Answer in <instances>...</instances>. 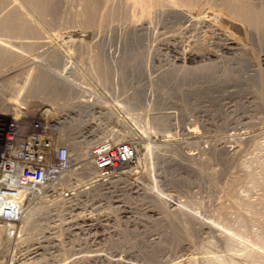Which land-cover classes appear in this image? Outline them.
Instances as JSON below:
<instances>
[{
	"label": "rangeland",
	"instance_id": "1",
	"mask_svg": "<svg viewBox=\"0 0 264 264\" xmlns=\"http://www.w3.org/2000/svg\"><path fill=\"white\" fill-rule=\"evenodd\" d=\"M82 1L61 2L56 27L51 29L52 40L49 38V42L43 44L45 46L41 43L38 49L32 50L34 53L31 51L33 55L30 52L20 61L0 65V78L25 83L21 85L17 103L2 97L7 105L16 104L20 108L17 116L4 117H24L32 122L44 118L53 130L58 128L53 125L56 122L64 119L70 122L80 117L78 122L75 121L78 125L71 126L72 132L87 133L84 136H88L93 131L96 135L94 142H131L137 151L138 169L129 176L135 182H116L108 190L85 192L79 199L83 205L77 206L78 210L73 214L76 217L71 221L80 223L83 219L81 212L92 214L96 224L91 234H95L98 244L91 249L97 253L71 256L66 248L55 246L57 242L44 241L42 256L36 257L34 264H192L194 261L199 264L203 249L229 259L232 256L236 264H247L246 261L242 263L241 256H236L240 253L239 245L233 247H238V252L235 254L236 249H231V254L224 249L222 242L217 241L219 234L236 235L239 231L237 227L223 224L222 216L217 212L219 209L223 211L221 208L230 203L231 218L237 213L247 215L244 210L250 207L244 205L242 199L254 202L260 193L244 173L252 171L259 160L264 163V33L251 28L247 30L223 12L220 0H212L213 3L209 0L211 4L208 0H199L193 6L172 7L169 14L166 13L170 11L168 9L161 10L160 14L154 9H135L136 15L130 19L138 22L117 31L104 27L103 7L97 14L95 27L87 29L90 26L84 24ZM250 1L255 4L264 2ZM142 11L147 13L142 15ZM77 34L78 38H72L76 43L68 41L69 36ZM97 56L112 68L113 74L107 75L105 81L113 84L97 87L99 91L94 90L91 96L82 92L79 86L96 88L95 84L92 85L91 74ZM30 68L49 72L59 80L57 82L70 86L71 92L57 97L40 93L24 96L22 91L28 82ZM87 99L92 102L87 107L82 103L84 107L79 110L77 105ZM93 139L85 145L86 148ZM165 140H171L170 144L162 143ZM254 142L255 147L258 145L257 151L253 149ZM260 176L264 181L263 172ZM86 180L80 179L79 183ZM230 181L238 186L232 187ZM43 205L47 207L42 216L43 225L36 232H22L21 222L7 228V232L5 229V234L0 236L1 263L10 260L14 253L29 255L32 245L37 242L34 239L47 237L49 228L54 226L48 221L49 216L60 220L65 215L61 205L52 208ZM252 209L248 212L254 214L256 209ZM27 211L25 209L24 214ZM221 211L219 214L222 215ZM123 212L125 217L121 219ZM172 221L178 226L172 223L178 228V237L181 235L182 240L171 241ZM55 224L59 227L53 232L58 234L67 222ZM252 226V230L258 228ZM238 233L237 236L251 240L247 232V236L244 232ZM211 239L217 248L212 245L207 248ZM243 239H239L241 244L245 242Z\"/></svg>",
	"mask_w": 264,
	"mask_h": 264
},
{
	"label": "bare ground",
	"instance_id": "2",
	"mask_svg": "<svg viewBox=\"0 0 264 264\" xmlns=\"http://www.w3.org/2000/svg\"><path fill=\"white\" fill-rule=\"evenodd\" d=\"M78 1V0H77ZM206 1V0H205ZM221 1V8L223 10V12H225L226 14H228L229 16H231L232 18L236 19L237 21H239L242 26L248 28L247 30L254 29L260 33H264V2L261 4H255L250 0H220ZM219 1V2H220ZM264 1V0H262ZM61 2H63V0H0V65L2 64H8L12 61L15 60H19L20 59H24L26 56L25 54L30 53L33 49H35V47H39V45L42 43V45L44 43L47 44V42H49L48 40H50L52 38L51 36V29H53L54 27H56L57 24V18H58V14L60 9V5ZM69 2V1H68ZM209 2V0H208ZM217 2V1H216ZM260 2V1H259ZM106 3V5H105ZM199 3V0H83L82 1V6H83V10H82V15L84 16V24L86 23L88 26H90V28L87 29H91L93 28L92 26H94V24L96 23L97 19V14L98 12L101 13V9L104 7V15H103V21L105 22L106 28L108 29H112V30H118L123 28L125 25H132L138 21H136V19H130L131 16L135 17L136 15V10L138 11L139 9L142 10H148V9H154L156 10V13L158 11V13L161 10H167L169 12L166 13H171L172 7H181L182 5L185 7V5H192V4H196ZM202 3V2H201ZM210 3V2H209ZM211 3L212 0H211ZM210 3V4H211ZM71 4V3H70ZM207 4V3H206ZM63 5V4H62ZM105 5V6H104ZM186 5V7H187ZM214 5V4H213ZM72 6V4H71ZM135 6V7H134ZM188 6V7H190ZM193 6V5H192ZM63 7V6H62ZM136 9V10H135ZM68 10V9H67ZM175 10V9H174ZM140 11V10H139ZM150 11V10H149ZM178 11V10H177ZM68 12V11H67ZM162 12V11H161ZM63 13V12H62ZM103 13V12H102ZM143 13V11L141 12V14ZM147 13V11H146ZM143 13V14H146ZM152 13V12H151ZM157 13V14H158ZM181 13V12H180ZM178 13V14H180ZM66 14V13H65ZM142 14V15H143ZM149 14V13H148ZM160 14V13H159ZM177 14V15H178ZM68 15V14H67ZM102 15V14H101ZM174 15V14H173ZM176 15V14H175ZM182 15L184 16V13H182ZM158 16V15H157ZM166 16V15H165ZM181 16V15H180ZM140 17V16H139ZM144 17V16H143ZM168 17V16H167ZM83 18V17H82ZM99 18V17H98ZM101 18V17H100ZM146 18V17H145ZM188 18V17H187ZM142 19V17H141ZM81 20V19H79ZM138 20V19H137ZM59 22V21H58ZM77 22V21H76ZM83 22V21H82ZM80 21V23L82 25H84ZM101 22V21H100ZM238 22V23H239ZM60 23V22H59ZM140 23V22H139ZM143 23V22H142ZM60 25V24H59ZM72 25V24H71ZM74 25V24H73ZM97 25V24H96ZM150 25V24H149ZM103 26V25H102ZM137 26V25H135ZM147 26V25H146ZM68 27V26H67ZM77 27V25H76ZM81 27V26H80ZM95 27V26H94ZM100 27V26H99ZM155 27V26H154ZM103 28V27H102ZM126 28V27H125ZM139 28V27H138ZM148 28V26H147ZM57 29V28H56ZM61 29V28H60ZM69 29V28H68ZM67 29V30H68ZM71 29V28H70ZM130 29V28H129ZM124 30V29H123ZM136 30V29H135ZM59 31V30H58ZM75 31V30H74ZM152 31V29H151ZM55 31H53L54 33ZM109 32V31H108ZM129 32V31H127ZM136 32V31H135ZM134 32V33H135ZM140 32V31H139ZM133 33V32H132ZM110 34V33H109ZM116 34H118V32H116ZM140 34V33H138ZM256 34V33H255ZM130 35V33L128 34ZM141 35V34H140ZM132 36V35H130ZM135 36V35H134ZM137 36V35H136ZM258 36V35H257ZM256 36V37H257ZM74 37H79V35H75V36H69L68 41L70 40V42H72L73 40L75 41V43L77 42L75 39H72ZM89 37V36H88ZM50 38V39H49ZM137 38V37H136ZM94 39V38H93ZM52 40V39H51ZM82 40V39H81ZM231 40V39H230ZM61 41V40H60ZM80 41V40H78ZM259 41V40H258ZM54 42V41H53ZM98 42V41H97ZM225 42V41H224ZM263 42V41H262ZM56 43V42H55ZM69 44V43H68ZM227 44V43H226ZM18 45V46H17ZM228 45V44H227ZM45 46V45H43ZM79 46V45H78ZM83 46V45H82ZM229 46V45H228ZM37 47V49H38ZM72 47V46H71ZM43 48V47H41ZM236 48V47H235ZM243 48V47H242ZM93 49V48H92ZM228 49V47H227ZM231 49V48H230ZM234 49V48H233ZM36 50V49H35ZM33 50V51H35ZM40 50V49H39ZM63 50V49H62ZM102 50V49H101ZM238 50V49H237ZM32 51V52H33ZM73 51V50H72ZM223 51V50H222ZM31 52V54H32ZM78 52V51H77ZM83 52V51H82ZM105 52V51H104ZM34 53V52H33ZM235 53V52H234ZM240 53V52H239ZM33 55V54H32ZM63 55V54H62ZM28 56V55H27ZM30 57H32L31 55H29ZM191 56V55H190ZM193 56V55H192ZM203 56V55H202ZM206 56V55H205ZM209 56V55H208ZM29 57V58H30ZM101 57V56H100ZM213 57V56H212ZM27 58V57H26ZM50 58V57H49ZM95 58V57H94ZM193 58V57H192ZM203 58V57H202ZM206 58V57H205ZM209 58V57H208ZM36 59V58H34ZM26 60V59H25ZM23 60V61H25ZM31 60V58H30ZM33 60V59H32ZM97 63H96V67L94 68L95 70L93 71L92 77H93V84L92 85H96V88H92L91 89H86L82 86L80 87V90H82V92H88L91 96L94 95V90L95 91H99V89L97 90V87H104L106 85L109 84L112 85L113 82L109 81L106 82L105 78L109 74H113V70L111 67H108V65L106 64V62L102 59V58H98L97 56ZM194 60V59H193ZM27 61V60H26ZM48 61V60H47ZM61 64V63H60ZM83 64V63H82ZM17 65V64H16ZM3 66V65H2ZM17 68V67H16ZM32 68V67H31ZM30 68V76L28 78V82L26 83V87L24 88V96L27 97H31L34 96L36 93H40V94H44L48 95L50 97H57L58 95L62 94V93H69L71 92V88L70 86H65V82L64 84L60 82H57L59 80H55V78H53L49 72L41 70L38 68L35 69V71H32ZM35 68V67H34ZM10 70V69H9ZM29 70V69H28ZM27 71V70H25ZM22 72V71H21ZM20 72V73H21ZM24 73V71L22 72V74ZM18 76V75H17ZM12 78V77H11ZM14 78V77H13ZM111 78V76H110ZM15 79V78H14ZM25 79V78H24ZM27 81V80H26ZM66 85H69L68 82H66ZM21 85H25V83L22 81H14L11 79V81L9 79H2L0 78V117H4L7 115H11V116H17L19 114L20 108H18V106L15 104V106H9L7 105V101L2 100V97L6 96L9 98V101L12 102H16L19 100L18 96L21 93ZM73 86V85H72ZM107 88V87H105ZM102 89V88H101ZM100 89V92H101ZM78 90V89H77ZM81 92V91H80ZM85 94V93H84ZM87 94V93H86ZM98 94V93H97ZM103 95V94H102ZM22 98V97H21ZM24 98V97H23ZM93 99V98H92ZM92 101L90 100H82L80 102V104H78L77 106L79 107V110L83 104H87V106H89L88 104H90ZM98 103V102H97ZM102 104L104 103L103 101L101 102ZM93 104V103H92ZM21 105V104H20ZM24 106V105H23ZM26 106V105H25ZM91 106V105H90ZM27 107V106H26ZM85 107V108H86ZM93 107V106H92ZM77 109V108H76ZM83 109V108H82ZM88 109V108H87ZM111 109V107L109 108ZM117 109V108H116ZM40 110H42V108H40ZM84 111V110H83ZM111 111V110H109ZM115 111V109H114ZM118 111V110H117ZM85 112V111H84ZM113 111H111L112 113ZM39 113L41 114V112L39 111ZM115 113V112H113ZM118 113V112H117ZM112 116V115H111ZM5 118V117H4ZM80 117H78L76 120L72 119L71 121L74 122L71 123L70 122H66V120L64 119L61 122H56L53 125H56L58 128L55 130L57 132V138L60 142V140L62 141H66L68 144L65 145L64 143H62L69 151L70 155L74 158V160H76L77 162H79V164L81 165V172L79 174V178L77 180L80 181V179H87L89 180V176L91 173V168L88 165V163L86 162V158L88 155V151L91 148V146L93 144H95L96 142H100V141H96L94 142V136H96L93 131L90 132V134L88 136H84L85 134H80L78 132L74 133L72 132V128L71 126L74 128L76 127V125H78L77 123H75V121L78 122ZM43 122L48 125V122L46 119L43 118ZM50 122V121H49ZM80 123V121H79ZM68 125V126H67ZM51 126V125H50ZM53 127V126H52ZM55 127V126H54ZM261 127V126H260ZM163 133V132H162ZM119 135V133L117 134ZM160 135V134H159ZM240 136V135H239ZM238 136V138H240ZM208 137V136H207ZM246 138V137H245ZM91 139H93V142L87 146V148L85 147L86 144H88ZM208 139V138H207ZM230 139V138H228ZM249 139V138H248ZM245 140V139H244ZM256 140V139H255ZM264 140V138H263ZM262 140V141H263ZM101 141H106V140H101ZM113 141V140H111ZM171 140H165L162 141V143L166 144H170ZM239 141V139H238ZM117 142V141H114ZM121 142V141H119ZM174 142V141H173ZM248 142V141H247ZM160 143V142H159ZM172 143V142H171ZM258 143V142H257ZM245 144V143H244ZM255 142L253 144V146L255 147ZM133 145V144H132ZM146 145V144H145ZM176 145V144H175ZM134 146V145H133ZM170 146V145H169ZM260 146V145H259ZM262 146V145H261ZM168 147V146H166ZM250 147V146H249ZM256 147L258 148V145H256ZM256 147L253 148L256 150ZM263 147V146H262ZM135 148V146H134ZM205 148V147H204ZM136 149V148H135ZM260 149V148H259ZM258 150V149H257ZM256 150V151H257ZM202 151V150H201ZM247 151V150H246ZM253 151V150H251ZM72 152V154H71ZM137 152V151H136ZM254 152V151H253ZM252 152V153H253ZM261 152V151H260ZM249 153V152H248ZM256 153V152H255ZM254 153V154H255ZM259 153V152H258ZM229 155V154H228ZM253 155V154H251ZM258 155V154H257ZM254 156V155H253ZM259 156V155H258ZM257 158V157H256ZM256 158H254L255 163L258 162V160H256ZM261 158V157H260ZM259 158V159H260ZM264 158V157H263ZM251 159V158H250ZM260 162H258V164L253 167L252 171H247L245 175V177L247 178V180L249 179V181L253 182V187L257 188L260 193L258 194L257 200L250 201L247 202L246 200L242 201L244 202L243 204L250 207L249 209L251 210V207L256 209L254 211V209H252L255 213L251 214L249 212V209L247 208L246 211L247 215L252 217H248L247 215H242L237 213L236 216H233L232 218L230 216L233 215L231 207H230V203L228 206L225 207V205L221 208L223 211H221L219 209V212H222V215L219 214L218 209H217V213L219 216H222L221 218V222L223 224H225L227 227L231 226V227H237L236 231L237 233L241 231L244 232L243 234H245L247 232V235L251 236V240L248 242V240L243 239V237L241 238L239 235V237L236 235H230V234H219L217 241L219 240L220 242H222L224 245L225 250H227L228 252L231 251V249H236L234 251V253L237 251V249H239V252L241 253H237L239 255L236 256H241L242 259V263L243 261L247 262V264H264V181L262 180V178H260V173L263 172L264 173V163H261V160H259ZM254 161L252 160L251 163H253ZM262 162H264L262 160ZM145 164V162H144ZM150 164V163H149ZM240 165V164H239ZM254 165V164H253ZM150 166V165H149ZM232 166V165H231ZM247 166V165H246ZM249 168V166H248ZM245 169V167H244ZM170 173V172H169ZM82 178H81V177ZM236 176V174H235ZM234 177V176H233ZM238 179V178H237ZM244 180V182H246V179H242V181ZM246 180V181H245ZM234 181V180H233ZM236 181V179H235ZM240 181V180H239ZM232 183V181H230ZM230 183V184H231ZM238 183V182H236ZM229 184V186H230ZM233 184V185H232ZM232 187L234 186V183H232ZM246 184V183H245ZM249 184H247L248 186ZM238 186V185H237ZM243 186V185H241ZM246 186V185H245ZM231 187V188H232ZM225 188V187H224ZM234 189V188H233ZM255 189V191L257 190ZM228 191V190H227ZM230 191V190H229ZM232 193V191H230ZM229 192V194H231ZM236 192V190H235ZM144 193V192H143ZM239 193V192H238ZM241 193V192H240ZM227 194V193H226ZM237 194V193H236ZM233 195L234 191H233ZM249 195V194H248ZM254 195V194H253ZM9 196H12L20 205V218H19V222H21L22 226H21V231H34L36 232L37 230H39V228H42V216L44 214V209H47V207H45L43 204H34V205H30L28 207H24V202H26L27 200V196H26V192H14L12 194H10ZM223 196V195H222ZM228 196V195H227ZM232 196V195H231ZM245 197V196H244ZM223 198V197H222ZM233 198V197H231ZM248 198V197H247ZM218 199V198H216ZM226 199V198H225ZM229 199V196H228ZM215 200V199H214ZM220 200V199H219ZM230 200V199H229ZM241 201V203H242ZM246 201V202H245ZM225 203V202H224ZM234 203V202H233ZM219 204V203H218ZM232 204V203H231ZM49 205V204H46ZM222 205V204H221ZM227 205V204H226ZM51 205H49L50 207ZM238 206V205H237ZM24 207V208H23ZM219 207V206H218ZM28 208V209H27ZM245 208V209H246ZM28 210L27 213L24 214V211ZM237 210V209H236ZM242 210V209H241ZM249 211V212H248ZM258 211V212H257ZM261 212V213H260ZM236 213V212H235ZM245 213V212H244ZM245 213V214H246ZM258 213H260L259 215H257ZM180 215V214H179ZM254 215V216H253ZM261 215V216H260ZM216 216V215H215ZM255 216H260L259 218L255 219ZM183 217V215H182ZM167 218V217H166ZM184 218V217H183ZM216 218V217H215ZM173 220V219H172ZM185 220V219H184ZM174 224V221L170 222V226ZM176 223V221H175ZM217 223V222H216ZM252 225H256L257 229L256 230H252L250 229L251 227H253ZM10 226L13 225H2L0 224V236L4 233L5 234V229L7 232V228H11ZM103 226V225H102ZM164 226V225H163ZM225 226V228H226ZM251 226V227H250ZM20 227V226H19ZM168 227V226H167ZM170 227L172 230V237L171 241H174L179 239L181 237H178V228ZM182 227V226H181ZM184 230H186V227L184 226ZM189 228V227H187ZM216 228V227H215ZM254 228V227H253ZM93 229H95V227H93ZM213 229V228H212ZM229 229V228H228ZM161 230V229H160ZM215 230V229H214ZM222 230V228L220 229ZM232 230V228H231ZM251 230V231H250ZM22 231V232H23ZM183 231V230H182ZM189 231V230H188ZM42 232V230L40 231V233ZM186 232V231H185ZM231 232V231H230ZM126 233V232H125ZM182 233V232H181ZM216 233V232H215ZM228 233V232H227ZM232 233V232H231ZM234 233V231H233ZM3 234V235H4ZM7 234V233H6ZM18 234V233H17ZM16 234V235H17ZM46 234V233H45ZM240 234V233H238ZM40 234H38L39 236ZM44 235V234H43ZM41 234V236H43ZM187 235V233H186ZM246 235V234H245ZM246 235V236H247ZM163 236V235H162ZM188 236V235H187ZM216 236V235H215ZM243 236V235H242ZM4 237V236H3ZM248 238V237H247ZM246 238V239H247ZM1 239V238H0ZM16 239V238H15ZM44 237L39 240V239H34L35 241H37L36 243L34 242L33 245H40L43 241ZM181 239V238H180ZM243 239V241L245 240L246 244H244L242 242V244H244L241 247V242L240 240ZM32 240V241H34ZM40 242H39V241ZM182 240V239H181ZM180 240V241H181ZM183 240H185L183 238ZM187 240V239H186ZM212 241H210L211 243H213V239H211ZM17 241V240H16ZM31 241V242H32ZM178 241V240H177ZM218 241V242H219ZM78 242V241H77ZM210 242H208L207 248H210L211 245L214 246V243L211 244ZM248 242V243H247ZM159 243V242H158ZM189 243V242H188ZM221 243V244H222ZM14 244H16L14 242ZM241 244V245H240ZM160 245V243H159ZM178 245V244H177ZM182 245V244H181ZM205 245V243L203 244ZM217 245V244H216ZM239 245L240 247L238 248H233L234 246ZM148 246V245H147ZM216 247V246H214ZM13 248V247H12ZM15 248V246H14ZM146 248V247H145ZM217 248V247H216ZM159 249V248H158ZM219 250V249H218ZM14 251V250H13ZM161 251V250H160ZM16 252V251H15ZM199 252V251H198ZM232 252V251H231ZM230 252V253H231ZM238 252V251H237ZM12 253V252H11ZM14 253V252H13ZM141 253V252H140ZM173 253V252H172ZM233 253V254H234ZM15 254V253H14ZM148 254V253H147ZM162 254V253H161ZM202 254V260L201 262H199V264H236V261L232 260V256H230L231 259L229 258H225L222 256H218L220 254H216L214 255L211 251L207 250V249H203ZM232 254V253H231ZM12 255V254H11ZM100 254H98L99 256ZM169 255V254H168ZM229 255V253H228ZM6 256V255H5ZM94 256V255H93ZM227 256V255H226ZM234 258L235 255H233ZM82 257V256H81ZM142 257V256H141ZM150 257V256H149ZM101 258V257H100ZM114 258V257H113ZM105 259V258H104ZM241 259V258H240ZM239 259V261H240ZM3 260V259H2ZM97 260V259H96ZM9 261V260H8ZM8 261H5L4 263L0 264H6ZM245 262V263H246ZM96 263V262H95ZM198 262L192 263V264H196ZM132 264V263H131Z\"/></svg>",
	"mask_w": 264,
	"mask_h": 264
},
{
	"label": "built area",
	"instance_id": "3",
	"mask_svg": "<svg viewBox=\"0 0 264 264\" xmlns=\"http://www.w3.org/2000/svg\"><path fill=\"white\" fill-rule=\"evenodd\" d=\"M86 162L91 173L89 180L81 184L77 180L81 165L59 142L51 126L41 118L32 122L24 117H0V224L16 225L19 222L20 205L9 195L24 191L27 196L24 207L34 204L63 207L61 210L65 215L60 220L49 216L48 221L54 226L49 228L43 242L55 241L58 243L55 246L66 248L65 251L71 256L97 253L91 249L98 244L95 234H91L96 224L92 214L81 212L83 219L80 223L71 219L76 217L73 214L78 210L77 206L83 205L79 199L85 192L108 190L112 184L120 181L135 182L129 176L138 169L137 152L129 141H100L91 146ZM120 215L121 219L125 217L124 212ZM65 216L66 219H63ZM64 220L67 224L63 233L53 232L59 227L55 222ZM41 244L32 245L27 256L19 252L12 254L6 264H34L35 258L42 256L44 247Z\"/></svg>",
	"mask_w": 264,
	"mask_h": 264
}]
</instances>
